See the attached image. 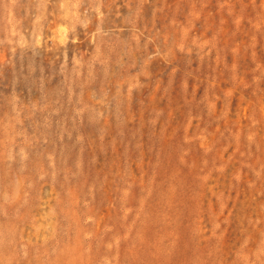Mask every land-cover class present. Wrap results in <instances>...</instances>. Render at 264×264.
Listing matches in <instances>:
<instances>
[{"label": "rangeland", "instance_id": "obj_1", "mask_svg": "<svg viewBox=\"0 0 264 264\" xmlns=\"http://www.w3.org/2000/svg\"><path fill=\"white\" fill-rule=\"evenodd\" d=\"M0 264H264V0H0Z\"/></svg>", "mask_w": 264, "mask_h": 264}]
</instances>
